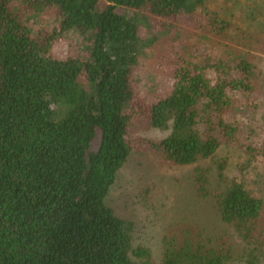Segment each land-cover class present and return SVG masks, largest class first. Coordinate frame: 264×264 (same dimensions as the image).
Listing matches in <instances>:
<instances>
[{"label": "trees", "instance_id": "16d2710c", "mask_svg": "<svg viewBox=\"0 0 264 264\" xmlns=\"http://www.w3.org/2000/svg\"><path fill=\"white\" fill-rule=\"evenodd\" d=\"M211 1L0 0V264H264V200L216 159L236 145L264 165V135L255 141L241 121L258 100L264 36ZM185 18L197 47L153 57L170 72L141 99L135 75L157 40L141 27L166 34ZM153 128L163 136L144 135ZM137 148L167 165L213 159L211 177L194 168V189L237 243L175 222L158 263L134 245L133 222L106 197Z\"/></svg>", "mask_w": 264, "mask_h": 264}, {"label": "rangeland", "instance_id": "374dc122", "mask_svg": "<svg viewBox=\"0 0 264 264\" xmlns=\"http://www.w3.org/2000/svg\"><path fill=\"white\" fill-rule=\"evenodd\" d=\"M209 7L243 30L245 35L263 33L264 36V0H212ZM193 29L194 22L189 18L177 24L175 22L172 31L166 34L161 33L155 24L154 26L151 24L150 29L141 27L142 34L148 35L151 30L157 35L153 51H147L146 58L135 75L141 99L150 98L155 92L161 91L166 83V73L168 76L170 72L165 61L152 58L158 53L164 55L175 53L184 47H187L186 55L190 57L192 52L190 44L197 47ZM244 48L242 46V49ZM262 48L263 50H259L260 46L257 45L253 50L258 58L260 89L258 100L248 105L249 108H246L241 119L244 128L251 137H255V141L261 140L264 135V45ZM201 52H205V49ZM210 54L216 57L214 52ZM253 106L256 107L254 114L251 112ZM143 133L151 138H158L164 134L163 131L154 128ZM98 138L99 135L93 142L94 148L98 145ZM218 158L226 160L225 172L228 175L243 182L247 190L264 200L262 163L250 159L241 147L236 145H223L216 152V159ZM196 166L207 169L210 177L216 173L217 164L211 158L201 159L190 165H167L147 148L134 149L117 173L116 181L106 197V203L117 215L133 222L134 245L150 248L157 263L160 260L162 237L166 229L175 222L203 225L212 235L226 233L225 227L213 213L211 200L198 196L194 189ZM225 237H229L235 243L238 241L237 237H231L229 234H225Z\"/></svg>", "mask_w": 264, "mask_h": 264}]
</instances>
